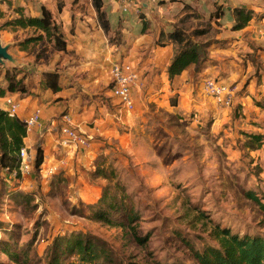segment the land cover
Listing matches in <instances>:
<instances>
[{"label": "rangeland", "instance_id": "obj_1", "mask_svg": "<svg viewBox=\"0 0 264 264\" xmlns=\"http://www.w3.org/2000/svg\"><path fill=\"white\" fill-rule=\"evenodd\" d=\"M32 46L29 53L49 63L44 53L50 44ZM10 54L19 57L15 45ZM13 68L11 63L0 67V83ZM20 71L34 73L29 67ZM195 82L194 90L181 96L169 86L159 97H134L133 112L112 97V121H92L89 131L73 127L91 137L88 149L69 147L63 137L56 148L43 149L39 169L34 152L30 171L17 178L0 167V241L16 249L30 246L32 264H45L54 241L74 234L107 244L117 264H197L189 246L198 252L216 246L214 225L241 236L264 235V215L246 197L249 192L264 196V97L257 102L259 115L246 114L236 97L226 108L205 94L203 81ZM258 135L260 149L252 151L247 144ZM62 160L66 166L45 175ZM98 163L114 170L139 214L137 231L146 237L145 245L90 217L89 207L109 184L94 175ZM194 210L205 218H194ZM0 264L15 263L0 250Z\"/></svg>", "mask_w": 264, "mask_h": 264}, {"label": "crops", "instance_id": "obj_2", "mask_svg": "<svg viewBox=\"0 0 264 264\" xmlns=\"http://www.w3.org/2000/svg\"><path fill=\"white\" fill-rule=\"evenodd\" d=\"M101 1L110 22L109 33L99 24L93 0H0V40L4 46L15 45L19 55L18 60L13 57L18 62L13 67L34 70L25 79L28 93L9 94L20 105V120L37 109L41 111L39 124L24 139L30 157L33 152L36 156L38 146L44 150L56 148L68 125L89 131L92 121H112L110 70L120 61L132 63L139 71L142 87L134 91V97H159L169 86H176L181 96L194 90L196 80L213 78L234 87L236 103L245 107L246 114L259 115L257 102L264 97V0H221L214 5L202 0H158L165 1L163 5L157 0H134V4L141 2L140 7L135 4L138 9L127 12L121 0ZM43 8L52 14L67 42L66 52L49 46L44 53L49 63L36 59L34 52L29 53L30 48L22 51L18 46L27 38H21L23 33L33 30L2 28L21 16L39 17ZM235 8L255 13L240 31L232 30L234 18L230 11ZM140 12L145 13L144 19ZM183 18L189 30L209 29L200 39L208 43L209 59L201 72L195 74L194 66H190L170 81L167 69L176 48L167 39L162 45L158 40L161 31L167 33ZM49 71L59 75L61 90L57 93L45 86L43 73ZM0 84L6 86L4 80ZM4 108V98H0V109Z\"/></svg>", "mask_w": 264, "mask_h": 264}, {"label": "trees", "instance_id": "obj_3", "mask_svg": "<svg viewBox=\"0 0 264 264\" xmlns=\"http://www.w3.org/2000/svg\"><path fill=\"white\" fill-rule=\"evenodd\" d=\"M98 20L104 32L109 33L111 26L106 13L102 10L101 0H93ZM61 10V5L59 6ZM218 10V9H217ZM234 24L233 31H240L248 26L255 16L254 11L246 8H235L230 11ZM186 18L181 19L172 30L167 33L161 31L158 44L167 39L175 46V55L167 69L168 78L173 81L181 76L190 66H194V73H199L208 61V43L200 39L209 33L208 28L187 29L184 24ZM4 27L31 29L33 36L18 43L22 51L28 50L30 45L37 46L47 42L58 52H66L67 42L56 24L52 14L45 8L41 15L36 18L21 16L17 19L6 22ZM146 30L145 25L142 29ZM1 67V65H0ZM5 87L0 84V98L9 94L28 93V86L25 83L26 75L19 68L7 70L3 74ZM45 86L54 93L61 90L59 75L57 71L43 73ZM176 103H174L175 105ZM27 137L26 126L19 118H11L0 109V167L10 174L17 172L21 165L20 151L25 147L24 139ZM261 137L258 135L252 138L247 144L252 151L260 149ZM44 164V152L41 146L37 147L35 166L41 168ZM94 175L108 181V186L103 190L98 201L89 207L90 217L96 222L121 228L131 242L138 245L147 243L146 237L139 235L137 224L140 220L138 212L133 204L128 202V195L121 187L120 181L114 170L104 163H98ZM18 176V177H19ZM259 212L264 215V196L254 193H246ZM194 218L203 220V213L194 210ZM212 236L217 242L216 246H208L203 251H195L191 246L194 260L197 264H264V235H239L233 233L227 227L214 225ZM17 245L0 241V250L7 256L10 263L32 264L30 259L32 249L30 246L23 249H16ZM45 264H117L110 247L89 236L74 234L57 238L45 258ZM158 264V263H156ZM176 264V263H172Z\"/></svg>", "mask_w": 264, "mask_h": 264}, {"label": "built area", "instance_id": "obj_4", "mask_svg": "<svg viewBox=\"0 0 264 264\" xmlns=\"http://www.w3.org/2000/svg\"><path fill=\"white\" fill-rule=\"evenodd\" d=\"M124 5V11H129L131 8L137 6L131 0H121ZM212 3H217L218 0H209ZM111 93L112 97L118 100V104L128 112H133L136 108V100L134 99V91L142 87L139 71L132 63L115 62L111 66ZM203 90L205 94L210 97L215 103L220 104L226 108H230L235 102L234 87L220 82L213 78H206L203 81ZM5 108L4 111L11 118H18L20 113V105L18 101L11 97H4ZM41 111L37 109L28 118L23 119L26 126L27 134L30 133L34 127L40 122ZM64 144L69 147L88 149L91 145V137L83 135L76 131L71 125L64 129ZM21 165L20 175L28 173L31 168L30 156L28 150L23 147L20 151ZM66 161H59L51 165L45 170V175H54L59 170L66 166ZM14 177H18V173H11Z\"/></svg>", "mask_w": 264, "mask_h": 264}, {"label": "water", "instance_id": "obj_5", "mask_svg": "<svg viewBox=\"0 0 264 264\" xmlns=\"http://www.w3.org/2000/svg\"><path fill=\"white\" fill-rule=\"evenodd\" d=\"M10 46H4L0 40V64L12 63L15 67L18 66V62L9 53Z\"/></svg>", "mask_w": 264, "mask_h": 264}]
</instances>
